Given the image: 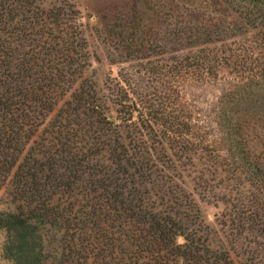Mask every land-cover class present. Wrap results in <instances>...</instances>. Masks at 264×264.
Segmentation results:
<instances>
[{"label":"trees","instance_id":"trees-1","mask_svg":"<svg viewBox=\"0 0 264 264\" xmlns=\"http://www.w3.org/2000/svg\"><path fill=\"white\" fill-rule=\"evenodd\" d=\"M150 1L146 29L137 6ZM135 4L109 31L121 62L154 74L149 88L225 70L237 78L218 97L220 139L202 137L178 89L133 97L134 72L101 94L86 77L91 55L74 4L0 0V190L13 205L0 206V263L47 264L49 226L62 233L64 264H238L199 233L182 185L191 175L226 205L222 225L244 264H264V0Z\"/></svg>","mask_w":264,"mask_h":264},{"label":"rangeland","instance_id":"rangeland-1","mask_svg":"<svg viewBox=\"0 0 264 264\" xmlns=\"http://www.w3.org/2000/svg\"><path fill=\"white\" fill-rule=\"evenodd\" d=\"M46 5L67 1L74 4L82 13V21L84 23L86 37L89 43L90 51V66L86 72V77L96 82L97 89L105 96H111L112 92L119 90L117 86V78L121 71H130L136 73L135 81L131 85H127L130 92H135L133 97L139 94H147L148 98H157L154 92L159 95H166L165 92L176 96L178 90L181 91L183 105L181 108L185 111H191L194 122L198 125V130L202 137H206L211 141L220 139V128L217 124L216 106L218 97L221 95L224 88H228L231 83H236L238 80L229 70L221 73L219 78L209 82L178 80L173 82L171 78L159 79L158 83H154V87L149 88L152 75L144 67H140L138 60H128L121 62L126 58L122 56L121 50L113 41L115 38L110 36L111 26H114L120 21L131 19L136 15L135 2L137 0H42ZM140 1V0H139ZM151 5V6H150ZM153 3L150 1L148 6H142L139 2L137 11H140V17H143L145 28L149 29L153 21L150 19L153 9ZM151 7V8H149ZM155 24V21H154ZM155 58V59H154ZM157 57L152 58L153 62ZM116 60L117 62H115ZM127 60V59H126ZM144 61L143 63H146ZM143 69L140 73L139 69ZM142 77V79H140ZM158 78V76H157ZM168 81H170L168 83ZM168 85L169 88H164ZM179 85V86H178ZM178 89V90H177ZM151 90V91H149ZM159 90V91H158ZM121 93V92H120ZM172 101L175 99L172 98ZM180 100V97H179ZM161 101V100H159ZM178 101V99H177ZM159 103V102H157ZM111 111L116 115L115 105L111 103ZM180 110V108H177ZM184 189L192 195L196 206L199 209L200 219L197 224L199 233L207 238L212 247L218 248L225 246L230 250L233 258L238 264H244L246 256L241 242H235L231 235V229L223 226L222 223L226 219V205L223 202H216L211 195L202 194L195 188L193 177L190 175L184 178L182 183ZM0 206L13 208L10 202L7 189L0 190ZM45 235L46 250L48 253L47 264H64L62 258L63 240L62 233L57 228L49 226L43 228ZM179 238V241H183ZM3 241V233L0 232V244ZM244 241V240H243ZM4 264V263H0Z\"/></svg>","mask_w":264,"mask_h":264}]
</instances>
